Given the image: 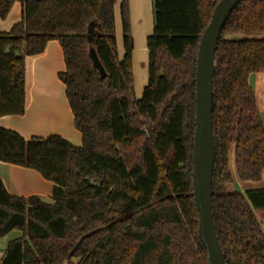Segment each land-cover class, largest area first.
Listing matches in <instances>:
<instances>
[{
  "label": "trees",
  "instance_id": "trees-1",
  "mask_svg": "<svg viewBox=\"0 0 264 264\" xmlns=\"http://www.w3.org/2000/svg\"><path fill=\"white\" fill-rule=\"evenodd\" d=\"M218 1L152 0L148 81L135 98L126 0L120 60L116 0H0V19L21 4L20 21L0 32V117L24 113L25 57L57 40L65 64L58 79L81 136L76 146L56 134L25 139L0 127V161L34 169L53 184L49 203L11 195L0 179V237L22 232L0 264H208L191 171L196 53ZM214 63L213 225L225 264H264V232L253 212L264 208V186L227 189L231 153L236 179L264 178V126L249 85L250 74L264 71V0L238 2Z\"/></svg>",
  "mask_w": 264,
  "mask_h": 264
},
{
  "label": "crops",
  "instance_id": "crops-1",
  "mask_svg": "<svg viewBox=\"0 0 264 264\" xmlns=\"http://www.w3.org/2000/svg\"><path fill=\"white\" fill-rule=\"evenodd\" d=\"M13 12L12 17L7 19ZM21 19V4L13 3L0 25L7 32ZM25 110L22 115L0 117V127L17 132L23 138L59 135L79 145L80 133L73 126V115L65 96V87L58 73L65 69L63 53L57 40L47 42L44 51L25 60ZM0 179L6 191L14 196H37L52 202V182L45 180L36 170L0 161Z\"/></svg>",
  "mask_w": 264,
  "mask_h": 264
},
{
  "label": "water",
  "instance_id": "water-1",
  "mask_svg": "<svg viewBox=\"0 0 264 264\" xmlns=\"http://www.w3.org/2000/svg\"><path fill=\"white\" fill-rule=\"evenodd\" d=\"M240 0H219L203 30L196 53L195 69V129L192 147V196L197 212L198 239L206 251L208 264H225L214 229L211 207V177L215 160L212 131V84L215 71L214 56L221 29ZM87 40L93 42L92 29ZM93 66L101 77L106 73L95 53H89Z\"/></svg>",
  "mask_w": 264,
  "mask_h": 264
},
{
  "label": "rangeland",
  "instance_id": "rangeland-1",
  "mask_svg": "<svg viewBox=\"0 0 264 264\" xmlns=\"http://www.w3.org/2000/svg\"><path fill=\"white\" fill-rule=\"evenodd\" d=\"M123 0H116L113 7L114 15V35L116 42L117 58L122 59L124 50L122 44V29L120 18V4ZM129 31L132 38L133 49L131 52V71L133 76V93L135 98L141 96L142 90L148 81V51L146 48L147 36L152 32V0H126ZM13 12L7 19L12 17ZM4 19H0V25L7 23ZM249 85L253 90L257 108L259 110L261 122L264 126V71L252 73L249 75ZM81 144V141H80ZM79 144V145H80ZM75 145V144H73ZM78 146V145H76ZM229 169L232 175V185H228L227 189L234 187L240 192H244L245 188H257L264 186V178L259 183L241 182L235 177V167L233 155L229 157ZM253 212L259 221L264 232V208L253 209ZM22 235L19 229H13L5 236L0 237V258L3 250L6 248L10 240L18 238ZM76 260H72L75 262ZM63 264H68L64 262Z\"/></svg>",
  "mask_w": 264,
  "mask_h": 264
}]
</instances>
